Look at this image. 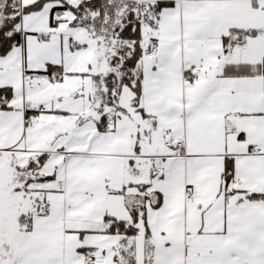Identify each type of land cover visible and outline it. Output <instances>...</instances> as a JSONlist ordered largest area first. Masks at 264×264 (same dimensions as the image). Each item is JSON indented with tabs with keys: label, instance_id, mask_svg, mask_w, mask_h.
<instances>
[{
	"label": "snow or ice",
	"instance_id": "1",
	"mask_svg": "<svg viewBox=\"0 0 264 264\" xmlns=\"http://www.w3.org/2000/svg\"><path fill=\"white\" fill-rule=\"evenodd\" d=\"M0 264H264V0H0Z\"/></svg>",
	"mask_w": 264,
	"mask_h": 264
}]
</instances>
